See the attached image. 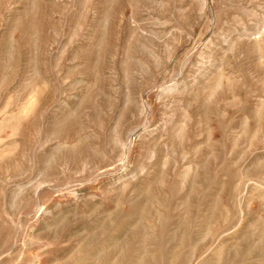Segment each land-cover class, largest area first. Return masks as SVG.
Masks as SVG:
<instances>
[{"label": "rangeland", "instance_id": "rangeland-1", "mask_svg": "<svg viewBox=\"0 0 264 264\" xmlns=\"http://www.w3.org/2000/svg\"><path fill=\"white\" fill-rule=\"evenodd\" d=\"M0 264H264V0H0Z\"/></svg>", "mask_w": 264, "mask_h": 264}]
</instances>
